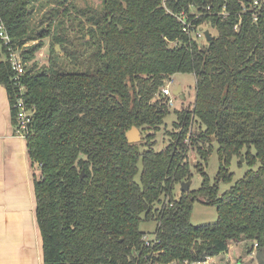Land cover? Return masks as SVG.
<instances>
[{
	"label": "trees",
	"instance_id": "trees-1",
	"mask_svg": "<svg viewBox=\"0 0 264 264\" xmlns=\"http://www.w3.org/2000/svg\"><path fill=\"white\" fill-rule=\"evenodd\" d=\"M251 1L102 0L98 9H81L74 0H0V20L14 43L52 36L46 64L33 61L22 77L34 108L27 149L41 168L34 185L43 264H141L146 255L153 264H182L224 254L242 237L264 248V0L257 20ZM37 2L57 8L50 28L35 32ZM184 11L214 29L213 38L183 32L176 15ZM43 46L27 48L25 60ZM185 72L195 74L196 99L175 110L177 129L156 149L170 112L162 88ZM0 83L16 125L18 86L6 59ZM196 121L204 127L198 137L219 145L218 181L202 172V187L176 198V186L192 178L186 139ZM133 126L148 132L146 143L129 142ZM212 150L209 144L199 153L206 158ZM243 150L251 167L260 166L219 197V181L232 179L230 162ZM199 197L216 206L215 222L192 223ZM155 220L158 241L146 246L141 223Z\"/></svg>",
	"mask_w": 264,
	"mask_h": 264
},
{
	"label": "crops",
	"instance_id": "crops-1",
	"mask_svg": "<svg viewBox=\"0 0 264 264\" xmlns=\"http://www.w3.org/2000/svg\"><path fill=\"white\" fill-rule=\"evenodd\" d=\"M41 168L31 164L27 139L16 134L11 101L0 83V264H43V238L36 219L34 181ZM245 237L232 240L216 256L220 264H264L262 248Z\"/></svg>",
	"mask_w": 264,
	"mask_h": 264
},
{
	"label": "rangeland",
	"instance_id": "rangeland-1",
	"mask_svg": "<svg viewBox=\"0 0 264 264\" xmlns=\"http://www.w3.org/2000/svg\"><path fill=\"white\" fill-rule=\"evenodd\" d=\"M76 3V6L78 8L83 7H94L98 9L101 4L102 0H74ZM68 3H66L67 5ZM66 5L59 6L61 11H63L66 8ZM56 5L55 4H40L37 2L35 4V7L32 11V29H34L35 32H37L40 29H49V19H51V15H53L55 12ZM192 13L198 14L194 8H192ZM66 23L67 25L70 24L69 17H66ZM77 29V27L75 28ZM201 29L204 31L210 30L207 29V26L205 23L201 24ZM53 32V29H51ZM211 31V30H210ZM213 33H215V30L212 29ZM211 31V32H212ZM72 37L75 36V34H78V32L71 31ZM51 35L50 37L45 38H35L33 40H28L24 42L26 45L23 46V48L27 49L33 46L35 43L44 42V46L37 51L36 56L33 58V60H29L27 65H30L33 63V61H37L39 65L46 64L48 60L49 55V45L51 41ZM74 38V37H73ZM75 39V38H74ZM203 38L198 39V41H201ZM76 41V39H75ZM57 49L61 51V53H64L63 50L60 49L59 46H57ZM196 77L194 73H177L172 75V83L170 85V89L172 91V97H174V105L170 107L169 116L166 118V122L164 125L161 126V129L157 133L155 139L156 149H162L163 146L167 145L170 140V132L175 131L177 127L175 126V121L177 120V116L175 114V110H181L186 109L187 107H191L196 99ZM179 86H182L181 95H175L174 90L177 89ZM183 96V97H181ZM200 128H204L199 121H196L194 124H192L189 128V134L187 136L186 142H187V148H188V161L189 164H191V171H192V178L191 181L192 184L190 188L192 190H197L202 187L203 184V174L202 172H206L209 176L210 181L212 184H215L217 180V176L221 167L220 160H219V145L216 142V140L212 139V141H202L198 136L202 132ZM140 129L141 133V139L139 142L146 143L147 141V131ZM191 137L192 138H198L197 143H191ZM209 144L212 145L213 150L211 154L206 157L202 158L201 154L199 153V148L202 147L203 149L209 148ZM252 153H256V148L252 149ZM246 156V150H243V155L241 156H234L231 160V165L229 167L230 173H232V179L231 180H220L219 181V197L230 187H232L239 178L243 177L244 174L250 169H257L260 166L259 160L256 162L255 166L251 167L245 160ZM139 165L142 167L141 163ZM182 192V184H178L175 188L174 195L176 198H178L181 195ZM201 201H197L194 203L193 209H192V223L195 225H201L206 223L215 222L218 219L217 214V208L215 205H212L208 202H206V198L199 197ZM157 221H144L141 223V228L147 233V237L149 239H153L154 237V230L156 228ZM254 242V241H253ZM264 254V248H262L261 256ZM218 264H220L218 260Z\"/></svg>",
	"mask_w": 264,
	"mask_h": 264
},
{
	"label": "built area",
	"instance_id": "built-area-1",
	"mask_svg": "<svg viewBox=\"0 0 264 264\" xmlns=\"http://www.w3.org/2000/svg\"><path fill=\"white\" fill-rule=\"evenodd\" d=\"M262 5V0H252L250 5L248 6L249 10L254 11V19L258 18L257 9ZM179 21L182 24V30L192 39H201L205 37V31L201 29V25H196L190 20L188 13L181 12L176 15ZM199 15L195 14V18H198ZM239 23L235 25V28L238 30ZM26 44L14 43L11 35L8 33L4 23L0 20V59H6L10 62L11 68L14 70V81L17 87L15 99H14V107L16 108V118L17 124L15 125V130L17 135H21L27 139V134L31 129L33 123V115L34 108L29 107L27 101L24 98V92L26 90L25 84L22 83V77L26 73L28 61L24 58L23 48ZM172 83V78L167 80V83L162 88L163 96L167 98V104L169 107L174 105V97H172V91L170 89V85ZM153 239H149L147 234L145 235V245L152 246L154 245L158 239L157 235L153 236ZM258 243L255 242L254 246L257 247ZM141 264H153L151 258L146 255L145 260ZM164 264V263H157ZM166 264H181L178 261H173L172 263ZM182 264H218V260L216 256H207L206 259L195 260L192 262L184 261Z\"/></svg>",
	"mask_w": 264,
	"mask_h": 264
},
{
	"label": "water",
	"instance_id": "water-1",
	"mask_svg": "<svg viewBox=\"0 0 264 264\" xmlns=\"http://www.w3.org/2000/svg\"><path fill=\"white\" fill-rule=\"evenodd\" d=\"M205 34H206V37L208 40H211L213 38L210 30H206ZM181 91H182V86H179L177 89L174 90V94L175 95H181ZM181 97H183V96H181ZM127 137H128V140L130 143L139 142L141 139L140 129L137 126H133L130 130L127 131ZM212 139L214 140L215 138L212 137ZM84 175H85V170L82 171L81 178H83ZM192 182L193 181H191V179H189L188 181L182 182L181 183L182 184V192L188 191L190 189Z\"/></svg>",
	"mask_w": 264,
	"mask_h": 264
}]
</instances>
